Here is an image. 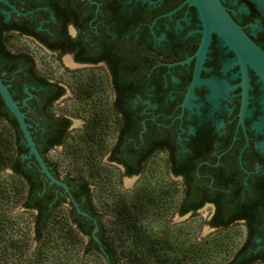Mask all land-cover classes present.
Here are the masks:
<instances>
[{
    "label": "flooded vegetation",
    "instance_id": "flooded-vegetation-1",
    "mask_svg": "<svg viewBox=\"0 0 264 264\" xmlns=\"http://www.w3.org/2000/svg\"><path fill=\"white\" fill-rule=\"evenodd\" d=\"M220 2L264 51L256 3ZM0 81L49 170L68 185L70 193L50 184L33 154L22 158L28 147L0 95V134L12 133L13 156L49 207L79 213L75 201L94 226L102 221L79 193L82 180L61 166L78 138L82 168L122 192L145 190L149 218L195 219L206 207L212 231L242 225L239 248L264 247V80L215 30L204 32L192 3L0 0Z\"/></svg>",
    "mask_w": 264,
    "mask_h": 264
},
{
    "label": "trees",
    "instance_id": "trees-1",
    "mask_svg": "<svg viewBox=\"0 0 264 264\" xmlns=\"http://www.w3.org/2000/svg\"><path fill=\"white\" fill-rule=\"evenodd\" d=\"M22 145V143L18 144L19 151L23 150ZM70 148L72 151L71 161L76 168L74 176L82 180L83 187L79 193H86L88 202L92 204L89 205L92 213L96 215V210L99 209L95 204V196L98 200L103 199L104 204L109 207L110 220L105 223L101 219L102 221L98 223V229L95 232L99 241L93 237L94 223L91 219L76 213L73 208L68 210L62 206L55 207V204L48 206L47 193L41 196L35 190L39 187L37 177H34L33 172L26 164L19 161L18 156H13L16 148L12 140V133L5 132L3 135L0 134V168H8L12 164L11 172L7 173L6 178L0 181V202L2 199L10 200L13 193L21 198V206L25 209L23 211H29L32 214V232L37 244L31 250L27 234H21L15 239L2 240L7 236L10 224L0 223V264H97V261H101V259L104 264H122L123 259L129 264H183L182 260L185 256L177 257L172 250L171 253H168L167 250L163 251L168 241L163 242L160 236L155 235L154 232L149 233L145 229L142 216L149 215L151 210L147 205L145 190H139L133 194L123 193L116 188V184L114 185V181L109 177L103 182L102 179L100 181L94 167L88 171L82 168L83 153L79 150L78 138L72 141ZM7 181L10 182V185H5ZM89 184L97 187L90 191V187L86 186ZM11 190L12 194L9 193ZM109 198L111 199L108 200ZM106 201H112V203L107 204ZM101 212L102 215H105L107 211ZM220 215L217 212L216 216ZM101 216L99 214L100 218ZM147 218L149 217L147 216ZM219 222L212 221L214 224ZM225 224L223 223L225 227L218 230L229 229ZM252 229L253 227L250 229L249 237L252 235ZM259 235L262 236L264 242V229ZM86 237L87 240H84ZM126 239L133 241L132 245L135 246L128 251H119L115 247L116 240L122 243ZM257 239H255L256 242H258ZM206 245L207 242H196L189 245L183 254H190L192 260L198 253L203 252ZM247 245L237 249L225 264H246L257 258L261 264H264V247L260 250H257L258 246L247 249ZM174 248L175 245L172 249ZM150 259H153L154 262H149ZM184 263L187 264L190 261Z\"/></svg>",
    "mask_w": 264,
    "mask_h": 264
},
{
    "label": "rangeland",
    "instance_id": "rangeland-1",
    "mask_svg": "<svg viewBox=\"0 0 264 264\" xmlns=\"http://www.w3.org/2000/svg\"><path fill=\"white\" fill-rule=\"evenodd\" d=\"M74 126L78 127V122L75 121ZM61 166L63 170L65 169L67 171L70 169L72 173L75 172L73 161L70 159H65ZM9 172V168H0V181L5 179L6 174ZM128 181L129 180L126 178L122 180L120 185L122 189H130L131 184L128 183ZM5 185H10V182H5ZM9 193L12 194V190ZM123 193H125V191ZM94 199L95 204L99 209H102V211H107L102 219L105 223H108L110 220L109 218H111V214H109L110 212L108 211L109 207L104 204L103 199L98 200L96 196ZM106 203L111 204L112 201H106ZM0 206V223L4 224L6 222L10 224L8 228L9 232L8 234L6 233L7 236H5V238L2 240L7 238L15 239L21 234H27L29 235L30 249L32 250L37 244V241L33 238L31 225L32 214L29 211H23L25 209L21 206V198L15 196L13 193L10 200L6 201L5 199H2ZM169 215L171 216V214H167L164 218L158 219L156 217L154 220H151L149 218L146 219L148 214H144L142 216V223L149 233L154 232L155 235L157 234L160 236L163 242L168 241V246L166 245L163 251L167 250L168 253H171L172 250L173 254H175L177 257L183 258L185 256V258L182 260L183 264H186L184 262L188 260L190 263L187 264H225L242 243L244 237L243 226L236 225L224 231H212L206 224V219L208 216V209L206 207L199 211V214L195 219L186 220L185 217L176 219V215L172 216V218H170ZM176 221L181 223H177ZM84 240H87V237L84 238ZM116 242L117 243L115 247H117L119 251H128L135 246L132 245L133 241L130 239H126L125 241H122V243L117 240ZM196 242H207V245L205 246L202 253H198L201 254L200 256H197V254V257L194 256V258L191 260L190 254H183V252L189 248V245L195 244ZM173 245H175L174 249H172ZM167 256H169V254H167ZM97 262V264H104L102 259L101 261ZM149 262L153 263L154 260L150 259ZM122 264L129 263L123 259Z\"/></svg>",
    "mask_w": 264,
    "mask_h": 264
},
{
    "label": "water",
    "instance_id": "water-1",
    "mask_svg": "<svg viewBox=\"0 0 264 264\" xmlns=\"http://www.w3.org/2000/svg\"><path fill=\"white\" fill-rule=\"evenodd\" d=\"M192 3L197 10L199 18L202 22L204 32L210 29L215 30L226 43H229L234 49L235 53L242 59H245L264 80V51H262L254 42L245 34L242 28L231 18L225 7L221 4L220 0H187ZM256 3L258 8L264 13V0H252ZM0 95L2 96L6 106L11 114L15 117L19 128L23 135L25 145L28 147V154H22V158H27L31 154L34 155L38 164L39 170L44 174V177L50 184L60 185L64 188L65 192H69L68 185L56 178L49 170L42 156L39 154L35 142L29 130V125L25 122V114L19 109L7 90L6 86L0 81ZM71 196V194H69ZM72 198V196H71ZM73 199V198H72ZM74 201V200H73ZM76 209L82 215L88 216L87 212L82 211L77 203L74 201ZM98 227L92 229V234L95 240L99 241L95 232ZM259 241V238L257 239Z\"/></svg>",
    "mask_w": 264,
    "mask_h": 264
}]
</instances>
